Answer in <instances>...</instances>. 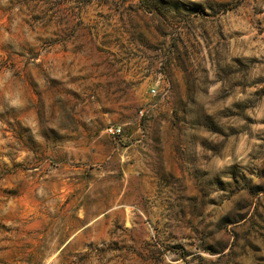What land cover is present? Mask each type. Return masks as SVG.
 Returning a JSON list of instances; mask_svg holds the SVG:
<instances>
[{"label":"rangeland","instance_id":"374dc122","mask_svg":"<svg viewBox=\"0 0 264 264\" xmlns=\"http://www.w3.org/2000/svg\"><path fill=\"white\" fill-rule=\"evenodd\" d=\"M0 264H264V0H0Z\"/></svg>","mask_w":264,"mask_h":264},{"label":"crops","instance_id":"0c3cea01","mask_svg":"<svg viewBox=\"0 0 264 264\" xmlns=\"http://www.w3.org/2000/svg\"><path fill=\"white\" fill-rule=\"evenodd\" d=\"M124 76L130 77V74H127L124 72ZM57 225H65V226H76V225H80V226H88L90 225V221L84 218H80V219H63V221H55ZM59 222V223H58ZM67 232V230L65 231ZM71 232V231H70ZM77 239L73 240V236L72 234H68L67 237H65V239L62 241L65 245V247H67V245H69L71 242H76ZM60 242V241H58ZM69 248L75 249V246H68Z\"/></svg>","mask_w":264,"mask_h":264},{"label":"built area","instance_id":"2783aa9c","mask_svg":"<svg viewBox=\"0 0 264 264\" xmlns=\"http://www.w3.org/2000/svg\"><path fill=\"white\" fill-rule=\"evenodd\" d=\"M151 94H154V91L152 90L151 91ZM139 116H143V112L140 111L139 112ZM104 133L106 136H108L113 144L116 146V147H120L122 146V143L125 141L123 139V131L121 129V127H118V126H107L105 129H104Z\"/></svg>","mask_w":264,"mask_h":264}]
</instances>
